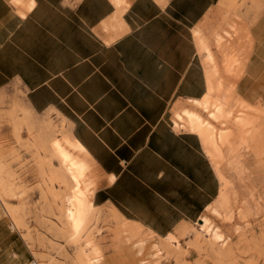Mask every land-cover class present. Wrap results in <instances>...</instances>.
<instances>
[{
	"label": "crops",
	"instance_id": "0c3cea01",
	"mask_svg": "<svg viewBox=\"0 0 264 264\" xmlns=\"http://www.w3.org/2000/svg\"><path fill=\"white\" fill-rule=\"evenodd\" d=\"M219 2L0 0V98L16 85L32 113L64 120L98 171L94 206L134 230L166 237L219 197L214 161L182 122L208 93L212 64L199 36L222 70ZM244 20L223 37L240 64L233 91L264 106V10ZM29 258L0 207V264Z\"/></svg>",
	"mask_w": 264,
	"mask_h": 264
},
{
	"label": "rangeland",
	"instance_id": "374dc122",
	"mask_svg": "<svg viewBox=\"0 0 264 264\" xmlns=\"http://www.w3.org/2000/svg\"><path fill=\"white\" fill-rule=\"evenodd\" d=\"M219 5L225 10L216 27L224 29L223 36L214 34V45L222 70L199 36L212 70L205 108L193 112L225 193L199 222L168 238L134 230L106 207H95L99 174L67 123L32 113L16 85L1 90L0 207L36 264H264V106L235 95L240 64L223 38L236 36L235 24L244 19L246 27L264 10V0Z\"/></svg>",
	"mask_w": 264,
	"mask_h": 264
},
{
	"label": "bare ground",
	"instance_id": "6f19581e",
	"mask_svg": "<svg viewBox=\"0 0 264 264\" xmlns=\"http://www.w3.org/2000/svg\"><path fill=\"white\" fill-rule=\"evenodd\" d=\"M208 97V94H206L202 100V102H199V108L203 109L205 108L204 104H205V101L206 98ZM204 106V107H203ZM187 115V120L186 119H183L182 122L187 124V126H189L194 132H196L200 138L202 137V122H201V119L199 117V115H195V114H186ZM202 140V139H201ZM207 141H209L208 139H206ZM203 142V140H202ZM207 152V150H206ZM208 153V152H207ZM215 172H216V176H217V179H219V183H220V192H219V197L218 198H222L224 196V193H225V183H224V180L221 176V174L219 173L218 169L215 167ZM170 235L166 236V238H168ZM89 264V262L87 263Z\"/></svg>",
	"mask_w": 264,
	"mask_h": 264
},
{
	"label": "built area",
	"instance_id": "2783aa9c",
	"mask_svg": "<svg viewBox=\"0 0 264 264\" xmlns=\"http://www.w3.org/2000/svg\"><path fill=\"white\" fill-rule=\"evenodd\" d=\"M29 255H30V262H29V264H36L35 262H34V259H33V257H32V255L29 253Z\"/></svg>",
	"mask_w": 264,
	"mask_h": 264
}]
</instances>
